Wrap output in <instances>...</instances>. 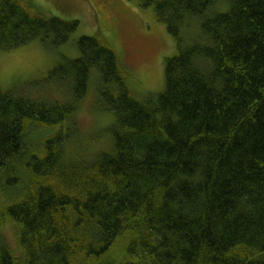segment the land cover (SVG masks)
I'll return each instance as SVG.
<instances>
[{
	"label": "trees",
	"instance_id": "16d2710c",
	"mask_svg": "<svg viewBox=\"0 0 264 264\" xmlns=\"http://www.w3.org/2000/svg\"><path fill=\"white\" fill-rule=\"evenodd\" d=\"M136 1L176 43L153 99L135 97L98 35L47 71L48 99L0 89V264H17L7 220L20 264H264V0ZM36 9L0 0V51L69 40L76 21ZM93 77L97 108L113 120L108 149L84 161L51 128ZM52 84L69 92L63 104Z\"/></svg>",
	"mask_w": 264,
	"mask_h": 264
},
{
	"label": "rangeland",
	"instance_id": "374dc122",
	"mask_svg": "<svg viewBox=\"0 0 264 264\" xmlns=\"http://www.w3.org/2000/svg\"><path fill=\"white\" fill-rule=\"evenodd\" d=\"M29 1L34 3L36 10L43 16L55 17L62 21H76L77 27L69 36V40L58 47L35 40L15 49L0 51V89L10 90L16 95L22 94L33 100H46L48 94L54 92L46 86L47 71L57 61L77 58L76 42L79 37L98 35L109 42L121 65L129 72L127 84L136 98L147 96L153 99L163 90L164 61L174 56L177 49L175 40L167 32L165 25L156 19L151 6H139L136 0H108V8L97 5L95 0ZM223 5H220L219 10ZM215 8L213 9L217 10L218 7ZM195 30L197 31L185 30L182 36L185 38L196 34ZM54 86L62 92L57 100L63 104L69 92L63 86ZM87 86L85 95L76 102L71 114L51 128V133L59 134L66 144V150L84 151V161L90 159L93 154L108 149L110 136L107 128L113 120L110 113L97 108L94 77L89 80ZM52 98L53 96L49 100ZM83 142L88 144L85 150L84 145H79ZM1 199L3 198L0 195V209L3 206ZM1 228L14 261L20 264L22 253L16 226L7 220ZM130 235V232L125 233L123 242H116V256L113 262L124 259L123 254L126 255Z\"/></svg>",
	"mask_w": 264,
	"mask_h": 264
},
{
	"label": "bare ground",
	"instance_id": "6f19581e",
	"mask_svg": "<svg viewBox=\"0 0 264 264\" xmlns=\"http://www.w3.org/2000/svg\"><path fill=\"white\" fill-rule=\"evenodd\" d=\"M97 5H101L105 8L107 2L105 0H95Z\"/></svg>",
	"mask_w": 264,
	"mask_h": 264
},
{
	"label": "flooded vegetation",
	"instance_id": "af4514ba",
	"mask_svg": "<svg viewBox=\"0 0 264 264\" xmlns=\"http://www.w3.org/2000/svg\"><path fill=\"white\" fill-rule=\"evenodd\" d=\"M107 2L106 6L105 7H110V2H108V0H105Z\"/></svg>",
	"mask_w": 264,
	"mask_h": 264
}]
</instances>
